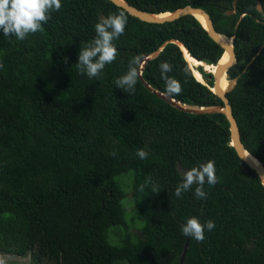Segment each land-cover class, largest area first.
Segmentation results:
<instances>
[{
	"label": "trees",
	"instance_id": "1",
	"mask_svg": "<svg viewBox=\"0 0 264 264\" xmlns=\"http://www.w3.org/2000/svg\"><path fill=\"white\" fill-rule=\"evenodd\" d=\"M127 1L148 12L200 7L218 32L235 35L228 72L240 76L227 96L244 146L264 164V0H238L232 15V0ZM121 12L127 24L114 41L116 59L98 78L80 74L79 48L94 38V25ZM168 39L206 63L223 53L192 16L148 23L109 0H62L40 31L24 40L0 35L1 254L30 264H179L187 243L183 264H264V187L227 144L225 116L180 111L139 78L132 93L115 86L134 58ZM161 62L181 84L172 97L221 103L173 43L143 71L153 87L166 93ZM208 160L217 183L204 185L207 198L193 190L176 198L184 171ZM192 216L216 227L200 241L185 237L180 227Z\"/></svg>",
	"mask_w": 264,
	"mask_h": 264
},
{
	"label": "clouds",
	"instance_id": "2",
	"mask_svg": "<svg viewBox=\"0 0 264 264\" xmlns=\"http://www.w3.org/2000/svg\"><path fill=\"white\" fill-rule=\"evenodd\" d=\"M61 6L62 0H0V35L24 40L29 34L40 31L42 25L50 18V13L59 11ZM126 24L127 17L122 12L98 20L94 25V38L83 48H79L75 65L80 74L90 79L98 78L105 66L116 59L117 47L114 41L124 34ZM138 60L139 57L134 58L127 71L114 81L116 88L128 93L135 91L138 80L136 67ZM159 69L166 93L179 94L180 82L167 75L172 71V66L168 62H161ZM137 155L144 159L148 153L140 149ZM216 183L215 162L208 160L184 171L174 195L179 199L182 193L193 190L196 199L204 200L207 198L204 185L212 186ZM215 227V223L211 220L202 223L199 217L192 216L181 225L180 231L183 236L200 241L204 239L205 231L210 232Z\"/></svg>",
	"mask_w": 264,
	"mask_h": 264
},
{
	"label": "water",
	"instance_id": "3",
	"mask_svg": "<svg viewBox=\"0 0 264 264\" xmlns=\"http://www.w3.org/2000/svg\"><path fill=\"white\" fill-rule=\"evenodd\" d=\"M114 5L124 9L128 14L133 17L138 18L141 21L148 23H165L172 22L184 16H192L207 33L208 37L211 38L216 44H218L223 53L221 57L215 63H206L204 61L197 60L193 58L190 54L188 48L183 42L178 39H168L162 43L155 51L145 54L138 63L137 71L138 78L143 84V86L154 95L158 96L160 99L167 102L172 107L190 114H223L228 121L229 129V140L227 144L231 146L239 159L244 162L250 169H252L259 178L261 185L264 187V164L263 162L253 155L243 144L240 136V129L237 121L233 115V110L230 105L229 98L227 94L232 91L240 75L231 78L229 74V69L232 65L237 62L234 42L235 35L228 36L224 33L218 32L215 27L212 18L208 12L200 7H194L191 5H186L177 8L172 11L163 12H148L141 10L134 5H131L127 0H109ZM237 1L232 0V9L227 10L226 13L229 15L236 13ZM256 8L262 11V6L260 2H257ZM245 15L242 13L239 20ZM168 43H173L177 45L186 60L188 67L195 78L196 81L206 86L211 92L214 93L220 100V104L214 105H193L182 102L171 95L162 92L161 90L153 87L147 80L143 77V71L146 65L153 59L159 56V54L164 50ZM192 58V59H190ZM202 67L205 73H211L213 84L209 85L207 80L204 78L197 67ZM245 70L242 71L244 73ZM241 73V74H242ZM199 74V76L197 75ZM250 154V155H249ZM187 248V243L184 246L183 252L180 256L179 264H183L184 254Z\"/></svg>",
	"mask_w": 264,
	"mask_h": 264
},
{
	"label": "rangeland",
	"instance_id": "4",
	"mask_svg": "<svg viewBox=\"0 0 264 264\" xmlns=\"http://www.w3.org/2000/svg\"><path fill=\"white\" fill-rule=\"evenodd\" d=\"M129 175V174H126ZM130 198L125 197L123 200V206L126 209V204L129 202ZM131 202V201H130ZM132 215V212L129 213ZM128 214V216H129ZM129 218V217H128ZM137 221L140 223V226H142V222L139 219L138 215H136ZM111 239V236H110ZM112 243H114L113 240H111ZM116 243V242H115ZM0 264H30L28 257H18V256H11V255H4L0 253Z\"/></svg>",
	"mask_w": 264,
	"mask_h": 264
},
{
	"label": "bare ground",
	"instance_id": "5",
	"mask_svg": "<svg viewBox=\"0 0 264 264\" xmlns=\"http://www.w3.org/2000/svg\"><path fill=\"white\" fill-rule=\"evenodd\" d=\"M190 59H192V58H190ZM198 76H199V74H197ZM200 77V76H199Z\"/></svg>",
	"mask_w": 264,
	"mask_h": 264
}]
</instances>
